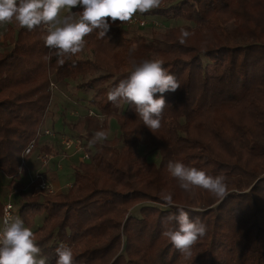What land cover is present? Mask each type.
<instances>
[{"label": "trees", "instance_id": "trees-1", "mask_svg": "<svg viewBox=\"0 0 264 264\" xmlns=\"http://www.w3.org/2000/svg\"><path fill=\"white\" fill-rule=\"evenodd\" d=\"M174 1L162 0L148 14L192 25L147 42L109 18L104 38L98 31L85 37L93 58L80 52L63 64L45 46L42 28L7 27L3 40L12 49L0 51V172L24 200L15 208L25 226L32 229L44 216L32 232L48 264H55L61 243L72 248L75 264H264V0ZM181 28L193 33L184 44ZM204 58L213 60L212 75ZM144 59L162 61L181 85L163 94L168 106L154 134L130 104L117 107L107 99L131 74V60ZM53 79L79 81L77 88L95 97L99 115L72 127L86 132L89 160L74 167V182L63 193L26 196L21 179L29 156L21 153L39 142ZM113 118L120 135L91 150L94 132H108ZM156 151L159 165L147 159ZM169 161L224 175L226 195L182 190L167 170ZM38 184L34 180L31 190ZM162 194H171L174 206H166ZM139 205L136 217L131 210ZM178 207L207 228L190 259L162 235L165 218Z\"/></svg>", "mask_w": 264, "mask_h": 264}, {"label": "clouds", "instance_id": "clouds-1", "mask_svg": "<svg viewBox=\"0 0 264 264\" xmlns=\"http://www.w3.org/2000/svg\"><path fill=\"white\" fill-rule=\"evenodd\" d=\"M161 4L162 0H0V23L15 21L28 31L42 28L45 46L54 50L51 54L63 64L64 57L83 50L85 37L93 31H98L99 37L104 38L111 26L109 18L111 22H130L137 13H148ZM76 6L83 10L74 13L72 9ZM62 10H67L63 16ZM192 34L181 28L179 43L184 44ZM51 54L45 59H50ZM131 63V74L107 93V99L117 107L122 102L130 104L154 134L161 127L163 112L168 106L163 94L176 92L181 85L160 60L144 59L139 63L131 60ZM107 139L108 132L101 129L94 132L88 145H97ZM30 152L28 146L21 156L27 157ZM167 170L186 192L191 193L198 187L218 198L226 195V177L222 174L211 176L179 161H169ZM161 198L166 206H174L171 194H162ZM164 225L162 235L185 259L192 258L193 247L207 232L200 218L190 219L189 212L182 207H178L177 213L169 214ZM55 252V264H75L70 246L61 243ZM0 264H48V258L42 254L31 229L25 226L24 220L11 214L4 216L0 231Z\"/></svg>", "mask_w": 264, "mask_h": 264}, {"label": "rangeland", "instance_id": "rangeland-1", "mask_svg": "<svg viewBox=\"0 0 264 264\" xmlns=\"http://www.w3.org/2000/svg\"><path fill=\"white\" fill-rule=\"evenodd\" d=\"M181 0H175L171 4H176ZM145 23L142 25V23ZM15 21L9 23H0V51H10L12 45H8L4 42L3 37L8 32L7 27L16 26ZM192 25L181 19L167 20L163 17L152 16L148 13H137L132 21L123 22V26L126 27L131 33L136 34L137 38H144L145 41L151 42L153 36L159 38L156 33H164L167 29L181 26ZM234 26L228 25L227 28H233ZM138 41V40H137ZM81 57L93 58L91 52L87 51L84 47L81 51ZM205 67L208 68L207 75H212L213 60L210 58H204ZM79 81L66 80L58 83L53 79V98L48 111L45 116V123L41 130V135L37 146L33 149L29 158L26 160V167L28 173L22 177L21 182L25 185L24 193L26 196L30 194L34 195H46L41 192H37V189L32 191L30 185L36 180L37 175L41 174L46 182L50 185L53 194L63 193L69 186L70 182H74V167L80 162L87 161L84 157V153L79 151L74 145L70 148L67 147V141L81 137L83 139V148L87 143L86 132L78 133L72 127L81 122L86 116L99 115V112L93 106L92 101L95 97L92 93H84L77 88ZM103 118L101 117V120ZM69 124V125H68ZM48 131V133H47ZM120 135L119 126L116 120H109L108 139H113ZM122 145H119V148ZM94 150L92 146L89 147ZM48 150V151H46ZM141 155L145 154L144 146L139 147ZM44 154H49L52 159L43 167L40 161V157ZM149 162H153L159 165L160 155L159 152H152L147 155ZM61 177L63 182L55 189L53 188V182L55 179ZM11 179L7 178L2 172H0V202L11 201L17 207H21L24 200L18 195L16 187L10 185ZM142 205L136 206L131 210V214L138 217L139 210ZM162 209L166 206L161 207ZM16 214H18L16 212ZM44 216H38L35 219V225L31 231H35L43 222Z\"/></svg>", "mask_w": 264, "mask_h": 264}, {"label": "built area", "instance_id": "built-area-1", "mask_svg": "<svg viewBox=\"0 0 264 264\" xmlns=\"http://www.w3.org/2000/svg\"><path fill=\"white\" fill-rule=\"evenodd\" d=\"M144 24L145 23L143 22L142 25H144ZM47 133H48V131H47ZM66 143H67L68 148L75 145L79 151L84 153L85 149L83 148V139L81 137H77L75 139H70ZM30 147H31V152L27 156H30V154L32 153V151L34 149L33 145H31ZM84 157L89 160V154L87 152L84 153ZM51 159H52V157L49 154L42 155L40 157V161H41V164L43 165V167L48 165V163L50 162ZM36 179L40 180V185H39L40 190H43L49 194L52 193L50 185L46 182V179L41 174H38ZM16 212L17 211H16L14 203H12L9 200L5 201L3 203V216L0 218V231H2V229H3V218H4V216L6 214H11L13 217H19V216H17Z\"/></svg>", "mask_w": 264, "mask_h": 264}, {"label": "crops", "instance_id": "crops-1", "mask_svg": "<svg viewBox=\"0 0 264 264\" xmlns=\"http://www.w3.org/2000/svg\"><path fill=\"white\" fill-rule=\"evenodd\" d=\"M67 13V10H62V12H61V16H63V15H65ZM63 182V180H62V178L61 177H59V178H57V179H55V181L53 182V188H57L61 183ZM72 184V182H70L69 184H68V186H70Z\"/></svg>", "mask_w": 264, "mask_h": 264}, {"label": "bare ground", "instance_id": "bare-ground-1", "mask_svg": "<svg viewBox=\"0 0 264 264\" xmlns=\"http://www.w3.org/2000/svg\"><path fill=\"white\" fill-rule=\"evenodd\" d=\"M52 86H53V84H52ZM39 185H40V180H39V184H38V186L35 188V190L37 189V192H41V193H43V194H46L47 192H45V191L39 189ZM2 216H3V207H2V214L0 215V218H1Z\"/></svg>", "mask_w": 264, "mask_h": 264}]
</instances>
